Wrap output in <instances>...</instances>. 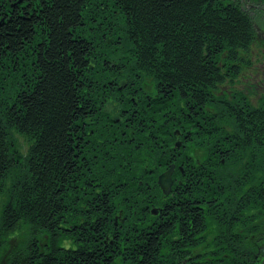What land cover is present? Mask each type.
Segmentation results:
<instances>
[{
	"label": "rangeland",
	"instance_id": "rangeland-1",
	"mask_svg": "<svg viewBox=\"0 0 264 264\" xmlns=\"http://www.w3.org/2000/svg\"><path fill=\"white\" fill-rule=\"evenodd\" d=\"M95 1L97 5L82 11L80 19L85 24L81 25L86 32V36L80 35L82 40L104 32L109 36L110 23L121 35L129 33L118 28L127 18L111 6L112 0ZM11 2L20 12L28 6L27 0ZM227 2L249 18L257 39L240 64L222 56L220 60L228 66L225 83L216 85L206 78L209 85L200 87V80L194 79L177 87L167 84L163 92L158 75L144 71L130 78L116 67V76L126 78L130 89L133 86V95L117 104L122 117L114 122L107 118L95 126L93 136L87 133L91 123L82 127L72 121L70 136L79 142L72 143V168L65 174L61 194L58 192L59 207L65 213L59 210L53 216L49 230H40L38 222L35 226L22 222L20 228L0 233V264L29 256H33V264L48 256L59 264H262L264 0ZM7 3L0 0V25L11 21L12 9L9 11ZM131 26L138 30L129 40L143 30L139 22ZM112 33L111 39H120ZM115 41L89 46L99 62L94 69L115 62V56L125 61L126 55L112 49L118 46ZM27 43L22 41L25 45L15 55L4 51L0 57V99L8 109H21L23 99L33 93L41 77L37 63L43 43ZM130 43L123 45L122 51L132 60L141 49L160 51L161 58L167 55L163 41L142 46L133 39ZM224 49L220 50L226 53ZM218 59L215 62L224 68ZM146 64L163 65L160 68L170 72L161 60ZM77 78L79 86L90 83L94 76L80 71ZM99 83L96 79L93 84ZM102 99H107L106 95ZM83 101L91 105L88 114L99 119V109L95 111L92 104L98 98ZM230 106L236 110L226 108ZM78 133L85 135L82 138ZM92 137L98 142L85 147L84 142L93 141ZM5 141L15 158L0 181V217L11 191L19 193L17 185L26 178L24 159L38 139L11 126ZM93 231L89 237L88 232ZM51 235L57 237L53 242ZM152 235L155 245L146 254ZM22 236L37 238L34 247H21ZM29 249L34 250L31 253Z\"/></svg>",
	"mask_w": 264,
	"mask_h": 264
},
{
	"label": "trees",
	"instance_id": "trees-1",
	"mask_svg": "<svg viewBox=\"0 0 264 264\" xmlns=\"http://www.w3.org/2000/svg\"><path fill=\"white\" fill-rule=\"evenodd\" d=\"M27 2L28 6L22 12L15 7L11 21L0 25V57L4 51H11L9 54L15 55L22 41L28 42L34 23L49 33L41 40L43 44L38 53L40 80L33 93L23 99L22 108L8 109L0 99V181L5 178L15 158L6 146L8 128L14 126L19 133L30 138L37 137L38 141L30 147L24 159L26 178L17 185L19 193L11 191L0 220V233L12 230L19 221L31 225L38 222L40 230H49L53 216L59 213L58 194L62 190L65 174L70 166L72 168L73 141L69 129L72 121L81 113L75 96L76 79L80 71H85L83 58L87 55L84 56V53L90 51L89 43L77 35L76 29L82 24V11L88 9L89 5H97L95 0L91 1L92 4L90 0ZM111 6L125 14L127 23L118 28L129 33L123 35L122 32L121 38L120 33L114 31L116 26L110 23L107 25L109 36L115 32L122 46L131 44L130 40L133 39L134 44L142 46L163 41L167 52L161 58L160 51H137L132 61L134 64L124 70L130 78L146 71L154 77L158 75L162 82L164 78L165 83L174 87L190 84L194 79L200 80V87L207 86L209 82L206 78L216 85H222L228 67L224 60H220L222 56L240 64L244 61V53L257 39L253 23L227 0H112ZM137 22L143 30L129 40V36L138 30L131 25ZM102 34L99 41L105 44L107 32ZM90 39L93 37L90 36ZM114 43L118 44L116 41ZM221 47L227 52L223 53ZM217 57L225 65L224 68L215 62ZM160 60L170 72L163 71V65L150 67L146 64ZM236 67L241 68L239 65ZM88 73L92 74L91 71ZM226 108L236 110L231 106ZM50 233H53L52 230ZM54 238L57 237L51 235L52 242ZM154 245L155 235H152L144 253L151 252ZM31 247L34 245L31 244ZM32 250L27 251L32 253ZM32 258L13 259L12 264H33ZM49 258H43L40 264H59Z\"/></svg>",
	"mask_w": 264,
	"mask_h": 264
},
{
	"label": "bare ground",
	"instance_id": "bare-ground-1",
	"mask_svg": "<svg viewBox=\"0 0 264 264\" xmlns=\"http://www.w3.org/2000/svg\"><path fill=\"white\" fill-rule=\"evenodd\" d=\"M14 2V0H8L7 6H9V11H11V13L14 12V5L12 4V2ZM21 0H17V2H20ZM1 14V13H0ZM2 20V19H0ZM84 22L82 21V24ZM85 24V23H84ZM31 35L28 38L29 40L27 41H41L42 39H44V37H46L48 35L49 32H46L45 29L41 28V26L36 25L35 23L32 25L31 28ZM76 32H78V36L80 35H85L86 36V32H84V28L81 25L79 29H76ZM102 35H100L99 37L97 36V38L94 36V38L91 39H85L89 44L88 46H91L93 44H100V37ZM119 36L121 37V34H119ZM106 40L107 42L111 41V40H116V38L111 39L110 36H106ZM37 39V40H35ZM94 40V41H93ZM98 42H95L97 41ZM95 42V43H94ZM116 42L118 43V46L116 47H112V49L120 54H124V52L122 51V45H121V41H119V39L116 40ZM27 43V42H26ZM22 44V43H21ZM28 44V43H27ZM30 44V43H29ZM25 45V44H24ZM21 45L19 49H23V46ZM117 49H119L118 51H116ZM94 53H96L94 50L91 52V49L89 51V53L87 54V57H85V71L84 73H86L87 75L94 76V79H90V83H86V84H81L79 86H77V91L75 92V96H76V100H77V108H79L81 110L80 115H78L74 121V123L77 121L79 126H86L88 125L87 129H89L87 131V133L92 135V131L93 129H95V126H99L102 125L103 122L107 121V118H110L111 121H117L118 117H122L119 114V106H117V104L122 103V100H124L126 98V96H130V91H132V89H130L127 85V80L126 78L120 76L119 74L116 76V72H114L116 70V67H118V69L120 71H124L126 70V68L131 67L130 65H133L134 63L132 62L133 60L131 59V55H126V60L122 61L121 59L115 58V62H111L110 64H106L104 67L102 66L99 69H94V67L96 66V64H99V62H97V58L96 61L94 59ZM86 55V54H85ZM125 55V54H124ZM115 56V55H114ZM116 57V56H115ZM105 63V61H104ZM113 67V68H112ZM91 68H93L94 70L91 71L92 74H89L88 72L91 70ZM84 78V77H83ZM86 78V76H85ZM96 79H98L100 81L99 84H93L95 83ZM79 82L76 83V85H78ZM79 90V91H78ZM103 96H101V95ZM106 95L107 99H102L104 98ZM98 98V102H94L92 103L95 106V111H97L98 109V113H100V118H96V116H91L89 113V110L91 108L90 104L85 103L83 100L86 98L88 101H92V98ZM121 107V106H120ZM109 114V115H107ZM107 115V116H105ZM83 120V121H81ZM81 121V123H79ZM82 122H85L84 124H82ZM89 122V123H88ZM101 122V123H98ZM91 125V126H90ZM94 125V126H92ZM96 138V137H95ZM73 140V139H72ZM78 140H73V144L78 143ZM94 142H96V140H94ZM98 142V141H97ZM108 146H110L108 144ZM61 194V193H60ZM166 205H169L168 202H164ZM65 206V205H64ZM6 207V204L4 205V208ZM4 208H2V214L1 217L3 215L4 212ZM179 207L178 206H172L171 209L178 211ZM61 213H65L63 211V209H59ZM0 217V218H1ZM22 221H19L17 225L13 226V229L16 228H20L19 226L22 225ZM35 226V224H34ZM12 229V230H13ZM87 231H90V228H88ZM94 233L93 232H88V236L91 237V235ZM24 238H20V241H24L20 244V246H27L30 247L31 244L32 246L35 245L37 238H33V237H26V236H22ZM156 239V238H155ZM42 242H45V240L42 238L40 239ZM3 244L2 241H0V245ZM92 246H94V244H91ZM3 252L6 254L8 253L7 249H3ZM244 264H249V262H244ZM262 264H264V259Z\"/></svg>",
	"mask_w": 264,
	"mask_h": 264
},
{
	"label": "flooded vegetation",
	"instance_id": "flooded-vegetation-1",
	"mask_svg": "<svg viewBox=\"0 0 264 264\" xmlns=\"http://www.w3.org/2000/svg\"><path fill=\"white\" fill-rule=\"evenodd\" d=\"M165 81V79H163V92L165 91V90H167L166 89V86H167V83H165L164 82ZM128 87H129V85H127ZM131 89H133V86H131ZM131 93L130 94H132L133 95V90L132 91H130ZM138 97H139V95H137ZM130 97V96H129ZM133 97V96H132ZM134 97H135V94H134ZM140 98V97H139ZM136 102V101H135ZM123 113V112H122ZM122 113L121 112H119V114H121L122 115ZM89 123V122H88ZM163 126H164V124H163ZM83 127V126H82ZM82 130H83V128H82ZM83 132H84V130H83ZM89 134V133H88ZM78 135L80 136V137H82L83 138V136L85 135L84 133H78ZM92 138H94V137H92ZM90 139H91V136H90ZM89 139V140H90ZM94 140H96V142H97V138H94L93 139V141H90V142H84L85 144H87L85 147H89V146H91V143L93 144V143H96V142H94ZM164 216H166V213H164ZM188 226H191V225H193V223H189L188 222V224H187ZM191 234V233H190Z\"/></svg>",
	"mask_w": 264,
	"mask_h": 264
}]
</instances>
